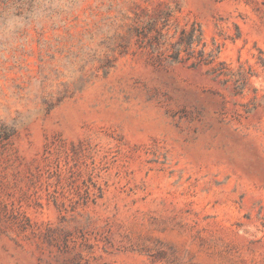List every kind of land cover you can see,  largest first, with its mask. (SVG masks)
<instances>
[{
	"label": "rangeland",
	"instance_id": "1",
	"mask_svg": "<svg viewBox=\"0 0 264 264\" xmlns=\"http://www.w3.org/2000/svg\"><path fill=\"white\" fill-rule=\"evenodd\" d=\"M0 264H264V0H0Z\"/></svg>",
	"mask_w": 264,
	"mask_h": 264
}]
</instances>
